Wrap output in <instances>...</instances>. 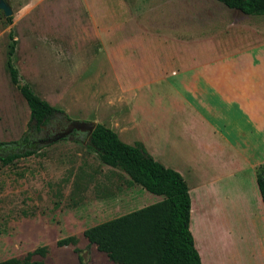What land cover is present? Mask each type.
<instances>
[{"label": "rangeland", "instance_id": "1", "mask_svg": "<svg viewBox=\"0 0 264 264\" xmlns=\"http://www.w3.org/2000/svg\"><path fill=\"white\" fill-rule=\"evenodd\" d=\"M7 1L13 19L7 24L0 10V142L18 140L30 117L29 106L8 73L10 28L17 40L11 59L20 81L61 109L69 121L97 117L103 123L127 111L148 113L152 92L147 86L133 88L143 80H138L134 67H147L156 54L164 59L165 48L153 33L193 39L202 32L211 33L216 22L226 23L237 12L247 17L246 22L264 19V14H244L217 0ZM93 32L102 33L104 39L89 36ZM44 42L53 44L42 47ZM100 47H108L109 54ZM143 75L148 73L139 74ZM122 86L126 102L113 108L110 103L117 102ZM87 91L96 98L108 96L111 102L106 105L102 98L94 99L97 104L89 102V110L78 113L77 107L84 110ZM137 131L132 127L125 133L134 138ZM41 137L38 132L35 141L26 145L35 154L0 163V261L23 259L43 247V252L29 258L45 264H114L88 241L85 230L162 196L133 188L119 166L101 161L84 134L43 143L38 141ZM159 156L164 165L175 160L171 151H160ZM250 200L257 207L256 199ZM65 237H74V241L59 245L57 241ZM220 245V250L228 247Z\"/></svg>", "mask_w": 264, "mask_h": 264}, {"label": "crops", "instance_id": "2", "mask_svg": "<svg viewBox=\"0 0 264 264\" xmlns=\"http://www.w3.org/2000/svg\"><path fill=\"white\" fill-rule=\"evenodd\" d=\"M260 18L246 22L247 17L237 12L226 23L216 22L211 33L193 39L153 33L165 48L164 59L156 54L147 67H134L138 80L144 81L133 88L147 86L152 92L148 113L127 111L101 123L116 130L122 141L143 145L159 162L160 151L173 153L175 160L165 166L178 171L188 186L189 229L202 264H264V203L256 179V169L264 163V19ZM95 29L99 30L96 23ZM89 36L104 39L100 32ZM102 47L109 54L108 47ZM91 92L87 91L84 110L76 108L78 113L88 111L89 102L97 104L94 99L111 102L108 96L96 98ZM120 93L117 102L110 103L113 108L126 102L124 86ZM92 120L100 123L97 117ZM132 127L138 130L134 138L125 133ZM132 183L133 188H142ZM247 197L255 198L257 207ZM238 240L242 241L235 244ZM221 242L228 247L220 250Z\"/></svg>", "mask_w": 264, "mask_h": 264}, {"label": "trees", "instance_id": "3", "mask_svg": "<svg viewBox=\"0 0 264 264\" xmlns=\"http://www.w3.org/2000/svg\"><path fill=\"white\" fill-rule=\"evenodd\" d=\"M217 1L244 14H264V0ZM5 19L7 24H11L13 17L6 16ZM8 37V73L28 104L30 117L26 131L18 140L0 142V163L4 165L35 154L36 150L26 145L34 142L36 134L57 113L63 114L61 109L51 105L28 84L20 81L11 59L16 46L11 28ZM88 146L99 154L103 163L119 166L131 182L162 196L154 203L87 228L84 233L88 241L95 244L114 264H202L189 229L191 201L183 176L154 159L140 143L128 144L111 128L98 122ZM256 176L264 203V163L257 167ZM73 241L74 237H65L57 243L67 245ZM43 251L44 248L40 247L28 252L23 259L8 258L0 261V264H45L29 258L33 253ZM74 251L80 250L74 247ZM78 258L82 261L80 255Z\"/></svg>", "mask_w": 264, "mask_h": 264}, {"label": "flooded vegetation", "instance_id": "4", "mask_svg": "<svg viewBox=\"0 0 264 264\" xmlns=\"http://www.w3.org/2000/svg\"><path fill=\"white\" fill-rule=\"evenodd\" d=\"M54 123L53 125H51ZM69 120L68 118L62 116L60 113H57L54 118L50 120V122L47 125H44L42 128L41 134L42 137L38 140L39 142H46L49 140L57 139L58 137H75L79 138L80 135L85 133L77 132L76 130H73L71 132H66V129L68 127ZM61 137V138H62ZM35 141V140H33Z\"/></svg>", "mask_w": 264, "mask_h": 264}, {"label": "water", "instance_id": "5", "mask_svg": "<svg viewBox=\"0 0 264 264\" xmlns=\"http://www.w3.org/2000/svg\"><path fill=\"white\" fill-rule=\"evenodd\" d=\"M0 10L4 12L5 16H10L13 13L12 8L7 0H0ZM95 125H96L95 121L70 120L66 132L68 133L73 130H76L77 132L85 133L86 134L85 137L87 138V140H89Z\"/></svg>", "mask_w": 264, "mask_h": 264}]
</instances>
